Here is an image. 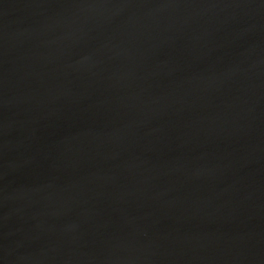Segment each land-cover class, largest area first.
Segmentation results:
<instances>
[{
  "label": "water",
  "instance_id": "obj_1",
  "mask_svg": "<svg viewBox=\"0 0 264 264\" xmlns=\"http://www.w3.org/2000/svg\"><path fill=\"white\" fill-rule=\"evenodd\" d=\"M0 264H264V0H0Z\"/></svg>",
  "mask_w": 264,
  "mask_h": 264
}]
</instances>
